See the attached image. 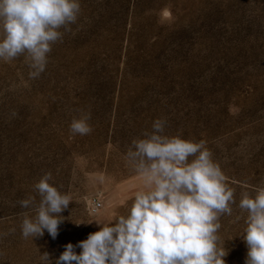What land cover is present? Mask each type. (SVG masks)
<instances>
[{
    "label": "rangeland",
    "instance_id": "rangeland-1",
    "mask_svg": "<svg viewBox=\"0 0 264 264\" xmlns=\"http://www.w3.org/2000/svg\"><path fill=\"white\" fill-rule=\"evenodd\" d=\"M80 5L39 78L29 77L24 56L0 60V264H48L44 252L54 264L66 244L100 230L94 220L126 217L144 190L126 153L158 118L165 135L204 141L219 164L235 203L219 218L218 246L225 264H244L239 203L264 187V0ZM82 113L92 131L73 136L70 122ZM49 172L72 202L55 239L47 231L25 239L21 214L35 213L18 201L38 203L34 185Z\"/></svg>",
    "mask_w": 264,
    "mask_h": 264
},
{
    "label": "clouds",
    "instance_id": "clouds-1",
    "mask_svg": "<svg viewBox=\"0 0 264 264\" xmlns=\"http://www.w3.org/2000/svg\"><path fill=\"white\" fill-rule=\"evenodd\" d=\"M80 12V0H0V60L24 56L29 77L39 78L52 45L72 31ZM89 120L90 113L73 117L70 134H90ZM165 125L166 120L156 119L152 131L143 134L146 138L134 139L127 150L126 160L144 188L136 193L129 214L114 224L94 220L100 230L76 245L66 244L54 264H225L228 253L218 246L216 233L220 216L232 213L234 190L204 141L167 136ZM51 180L49 172L35 183L38 203L31 196L18 201L35 213L21 214L25 239L42 237L45 231L52 239L58 235L59 214L72 199ZM254 191V197L244 193L239 203L247 212L244 264H264V187ZM41 259L53 264L47 252Z\"/></svg>",
    "mask_w": 264,
    "mask_h": 264
},
{
    "label": "built area",
    "instance_id": "built-area-1",
    "mask_svg": "<svg viewBox=\"0 0 264 264\" xmlns=\"http://www.w3.org/2000/svg\"><path fill=\"white\" fill-rule=\"evenodd\" d=\"M91 213L96 214L101 209V202L98 199H94L91 202Z\"/></svg>",
    "mask_w": 264,
    "mask_h": 264
}]
</instances>
